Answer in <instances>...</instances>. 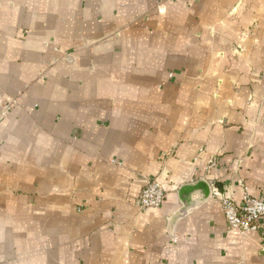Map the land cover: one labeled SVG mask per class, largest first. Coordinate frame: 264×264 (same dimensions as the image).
Returning <instances> with one entry per match:
<instances>
[{"label": "crops", "instance_id": "obj_1", "mask_svg": "<svg viewBox=\"0 0 264 264\" xmlns=\"http://www.w3.org/2000/svg\"><path fill=\"white\" fill-rule=\"evenodd\" d=\"M245 189L264 0H0V264H264V218L230 229L213 195Z\"/></svg>", "mask_w": 264, "mask_h": 264}, {"label": "built area", "instance_id": "obj_2", "mask_svg": "<svg viewBox=\"0 0 264 264\" xmlns=\"http://www.w3.org/2000/svg\"><path fill=\"white\" fill-rule=\"evenodd\" d=\"M174 75L171 74V78ZM213 195L221 200L223 212L230 229L242 232H256L264 218V201L251 196L245 189L241 205H237L231 198L222 197L217 190ZM166 198V191L158 180H151L142 190L139 206L142 209L161 208Z\"/></svg>", "mask_w": 264, "mask_h": 264}]
</instances>
